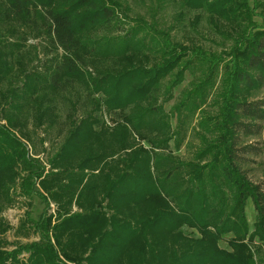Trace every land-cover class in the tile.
<instances>
[{"label": "trees", "instance_id": "16d2710c", "mask_svg": "<svg viewBox=\"0 0 264 264\" xmlns=\"http://www.w3.org/2000/svg\"><path fill=\"white\" fill-rule=\"evenodd\" d=\"M148 1L150 20L138 0H0V264L264 263V190L243 168L264 122L251 100L264 89L257 4ZM200 109L201 143L182 159L171 142L180 149ZM35 196L43 213L12 226L5 211ZM13 230L37 239L11 242Z\"/></svg>", "mask_w": 264, "mask_h": 264}, {"label": "rangeland", "instance_id": "374dc122", "mask_svg": "<svg viewBox=\"0 0 264 264\" xmlns=\"http://www.w3.org/2000/svg\"><path fill=\"white\" fill-rule=\"evenodd\" d=\"M250 5L254 6V4H257V9H254V20L260 24L264 23V0H249ZM255 2V3H254ZM259 3V5H258ZM155 4V7H157L158 0H155L153 2V5ZM133 6L136 8L137 11H140L142 14H144L145 17H147V20L151 19L150 12L148 11L149 7L152 6V2H149L148 0L146 1V4H144L141 0H138L137 4H133ZM167 12H171V8L166 9ZM163 13L162 10L158 11V19L163 18ZM163 21V19H162ZM176 32H173V35H175ZM113 35L103 32V33H98L96 34L97 39L100 38L99 41H102L104 39L109 40L112 38ZM180 36V35H179ZM203 44H200L202 47L206 49V51L211 52L213 54H220L222 50L224 49V46L222 44H214L212 41L209 39L202 40ZM36 44H40V41L36 39H30L28 43L26 44V49L25 52L28 54V58L32 59L30 54L32 56L35 55V47ZM30 53V54H29ZM30 65L28 64V68H33L36 66V61L32 63L31 61L29 62ZM32 63V64H31ZM194 81L192 74L190 72H186L185 74V80L181 85L176 87L174 89V98L171 101H168L164 104V108L166 111H170L174 104L176 103V100L179 98L180 93L182 92L183 89L189 87L190 83ZM196 81V80H195ZM219 81V79H218ZM18 86H22V82L19 81ZM215 91H211V95H214ZM212 98L214 96H211ZM263 99L264 100V89H262L260 92L256 93L254 96L251 97V100L255 99ZM202 110L207 111L211 115L215 114L216 107L212 105V101H208L207 104L203 105ZM201 109L198 110L194 116L191 117L189 121V126H188V133H187V139L184 141V143L181 145L180 149L176 151L175 149V142H171V148L172 150L178 154L182 159H187L189 160L192 158V154L195 148V146L199 145L201 143L200 138L195 135L194 129L198 131V125L197 122H199L203 117L204 113L201 112ZM114 116L109 115L105 116V120L107 121V125L109 126H114ZM173 125L175 126L177 124V119L173 118L172 120ZM196 132V131H195ZM188 143V144H187ZM48 144V143H47ZM46 144V146H47ZM243 144H250L253 146L256 151H254L255 154L249 155L248 158L250 160L249 164L245 167H243L245 170H247V174L249 176V179L255 183L259 184L262 189L264 190V122H263V129H262V134L260 136H251L248 137L244 140ZM191 145V146H190ZM29 149L32 151L30 146H28ZM52 209L49 212H53L54 210V205L51 206ZM45 208L44 203L41 201V199L37 196H35L33 199H28L25 197H19V200L17 204L11 208L5 211L4 216L5 218L10 222V224L14 227H17L19 225L20 219L25 218L29 215L30 218L33 220H37L39 216L43 213V210ZM245 215L246 219L249 225V230L250 233L255 230V225L257 222V211L254 206V202L251 198H249L245 204ZM33 232V230H31ZM8 240L13 242L16 240H20L22 242H27L31 240L37 239L36 234L32 233L29 238H24L20 237L14 234V230L8 232ZM254 245L256 247L260 246L261 250L264 249V241H260L258 238H255ZM222 246H225V243H222ZM262 259V258H261ZM264 264V263H263Z\"/></svg>", "mask_w": 264, "mask_h": 264}]
</instances>
